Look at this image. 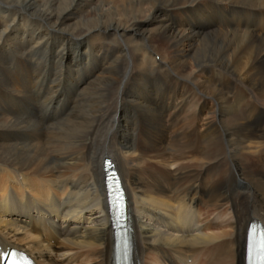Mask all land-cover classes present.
Listing matches in <instances>:
<instances>
[{
  "label": "bare ground",
  "instance_id": "bare-ground-1",
  "mask_svg": "<svg viewBox=\"0 0 264 264\" xmlns=\"http://www.w3.org/2000/svg\"><path fill=\"white\" fill-rule=\"evenodd\" d=\"M1 6L19 70L0 60V246L112 264L110 157L140 263L244 264L248 223L264 224V0Z\"/></svg>",
  "mask_w": 264,
  "mask_h": 264
},
{
  "label": "rangeland",
  "instance_id": "rangeland-1",
  "mask_svg": "<svg viewBox=\"0 0 264 264\" xmlns=\"http://www.w3.org/2000/svg\"><path fill=\"white\" fill-rule=\"evenodd\" d=\"M1 9L3 8V6H1L0 7ZM5 8V7H4ZM23 17H18V19H22ZM21 20H19V22H20ZM32 22H35V21H32ZM20 24H22V22H20ZM33 24V23H32ZM31 24V25H32ZM35 24H37V26H41V23L39 24V22L37 21V19H36V22L33 24V25H35ZM14 28H16V22L14 23ZM12 26V27H13ZM42 26H43V23H42ZM11 28V27H10ZM2 53V51L0 52V60H2V62H3V65L4 66H2V67H8L9 68V70L11 71V73L12 74H17L18 73V68H17V65H16V60H17V53L16 52H14L13 50H11V52L10 53H12V54H10L9 52H5V53H3V54H1ZM7 56V57H6ZM35 58L36 57H34V58H32V60L34 61L35 60ZM156 59V62H159V58L158 57H156L155 58ZM15 60V61H14ZM35 63H37L36 61H35ZM48 68H50V67H47L46 68V70H48ZM0 81H3L2 83H6V82H8V79H6V77L3 75V72L2 71H0ZM1 83V82H0ZM1 86H3V84H0V96H2V99L3 100H7V99H5L6 98V94L4 93L5 91H2V89L3 88H1ZM32 88H33V86H32ZM44 90V87H43V89H42V91ZM34 90H32V91H30V97L32 96V99H34V100H36V96H35V91L33 92ZM4 94V95H3ZM36 104H37V102H36ZM108 155V154H107ZM198 208H200V207H198ZM225 211V210H224ZM223 211V209H219L216 213V216H217V219L216 220H214V217H215V215H213L210 219L212 220V221H214V227H213V229H212V232L214 233V235H216L217 236V238H218V242L219 241H223V240H225L226 238H227V236H228V233H229V228H228V218L230 217V215L227 213V212H224ZM203 218V217H202ZM202 220V219H201ZM44 238H46V237H44ZM50 241V240H49ZM49 244H51L52 246L54 245V240H51L50 241V243ZM186 253L189 255V250H186ZM64 254V255H63ZM65 254H66V256H65ZM71 257H70V256ZM68 256V257H67ZM62 257V258H61ZM64 257V258H63ZM71 258V259H70ZM55 260L57 261V262H59V261H81L82 259H81V257L77 254V253H62V256H57V257H55ZM59 260V261H58ZM77 263V262H76ZM76 263H69V264H76ZM63 264H66V263H63ZM147 264H151V262H150V259L148 258L147 259Z\"/></svg>",
  "mask_w": 264,
  "mask_h": 264
}]
</instances>
